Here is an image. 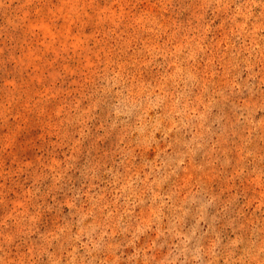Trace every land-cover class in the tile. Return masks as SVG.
Instances as JSON below:
<instances>
[{
  "label": "rangeland",
  "instance_id": "obj_1",
  "mask_svg": "<svg viewBox=\"0 0 264 264\" xmlns=\"http://www.w3.org/2000/svg\"><path fill=\"white\" fill-rule=\"evenodd\" d=\"M0 264H264V0H0Z\"/></svg>",
  "mask_w": 264,
  "mask_h": 264
}]
</instances>
